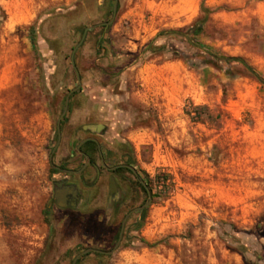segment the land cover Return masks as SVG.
<instances>
[{
  "label": "rangeland",
  "instance_id": "374dc122",
  "mask_svg": "<svg viewBox=\"0 0 264 264\" xmlns=\"http://www.w3.org/2000/svg\"><path fill=\"white\" fill-rule=\"evenodd\" d=\"M112 2L0 0V264H70L115 243L122 211L103 198L45 209L69 55ZM200 7L196 36L155 37ZM204 48L264 80V0H117L74 51L61 138L101 128L150 195L112 253L74 264H264V86Z\"/></svg>",
  "mask_w": 264,
  "mask_h": 264
},
{
  "label": "flooded vegetation",
  "instance_id": "af4514ba",
  "mask_svg": "<svg viewBox=\"0 0 264 264\" xmlns=\"http://www.w3.org/2000/svg\"><path fill=\"white\" fill-rule=\"evenodd\" d=\"M63 115L58 120L56 139L47 157L51 180L50 196L45 209L53 205L58 209L73 211L80 208L83 201L103 198V212H109L110 216L114 212L122 211L119 232L123 216L146 200V189L149 192L147 182L140 176L130 159L123 156L120 146L105 138L101 128L82 125L79 126L78 132L71 130L66 137L61 138L59 125L65 121ZM139 186L144 190L145 200L140 198L143 191ZM134 199L138 201L132 206ZM88 209L92 212L97 208ZM144 209L145 207L127 215L120 240L127 219Z\"/></svg>",
  "mask_w": 264,
  "mask_h": 264
},
{
  "label": "water",
  "instance_id": "95a60500",
  "mask_svg": "<svg viewBox=\"0 0 264 264\" xmlns=\"http://www.w3.org/2000/svg\"><path fill=\"white\" fill-rule=\"evenodd\" d=\"M116 3H117V0H113L112 2V6H111V17L109 20L105 21V22H101V23H97V24H92V25H89V26H85L83 27L82 31H81V34H80V37L78 39V41L76 42V44L72 47L71 49V52H70V55H69V61H70V65L74 71V74H75V78H76V86H74L73 88H71L67 94L65 95L64 97V104H63V109L57 119V122H56V129L58 130V120L59 118L64 114L65 110H66V106H67V101H68V97L69 95L74 92L75 90H77L80 86V83H79V77H78V73L75 69V66H74V63H73V54H74V51L76 50V48L82 43L84 37H85V34L88 32V31H91L93 30L94 28L98 27V26H107L111 23L113 17H114V14H115V11H116ZM58 134V133H57ZM50 156V155H49ZM144 186V185H143ZM146 194H147V198L145 200L144 203H142L141 205L137 206V207H134L133 209H131L127 214H125L123 216V218L121 219V222H120V228H119V232H118V235H117V239L115 241V243L113 244V246L107 250V251H101V250H98V249H93V248H85L83 250H81L80 252H78L77 254H75V256L72 258L70 264H74L75 261L83 254H86V253H89V252H96V253H102V254H106V255H109L110 253L113 252V250L118 246L119 244V241H120V237H121V233H122V228H123V224H124V221L127 217V215L130 213V212H133V211H136V210H141L142 208L146 207L149 202H150V195H149V192L147 191L146 189Z\"/></svg>",
  "mask_w": 264,
  "mask_h": 264
},
{
  "label": "trees",
  "instance_id": "16d2710c",
  "mask_svg": "<svg viewBox=\"0 0 264 264\" xmlns=\"http://www.w3.org/2000/svg\"><path fill=\"white\" fill-rule=\"evenodd\" d=\"M206 11L207 10L205 8L200 7V12L203 13V16L200 19L196 20L185 31L181 32V31H178V30H165V31H161L158 34H156L155 37H158V36H161V35H178V36L183 37V38L187 37L188 35H191L193 37L196 36L200 32V28H201V25H202L203 20L205 18L204 15L206 14ZM190 42H191V44L194 47L203 48V46L200 45L195 40H193V38L190 39ZM148 48H149V44L145 47V51H147ZM204 49H205V51H208V53L210 55H212L213 57H215L217 59H221V60H225V61H236V62H238L243 67V69L248 73L249 76H251L261 86H264V80L249 65H247L241 58H238V57L214 56V54H211V52H209L208 49H206V48H204ZM165 180H166V178H162V181H161L162 185L165 184ZM140 189L144 193L143 188L140 187ZM117 232H118V227H117L115 235H114L115 238H116Z\"/></svg>",
  "mask_w": 264,
  "mask_h": 264
}]
</instances>
